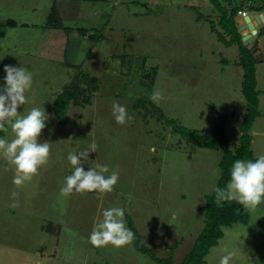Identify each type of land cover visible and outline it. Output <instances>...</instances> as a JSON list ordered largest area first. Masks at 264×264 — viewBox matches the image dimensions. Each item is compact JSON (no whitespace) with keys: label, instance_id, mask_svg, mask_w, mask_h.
I'll return each mask as SVG.
<instances>
[{"label":"rangeland","instance_id":"1","mask_svg":"<svg viewBox=\"0 0 264 264\" xmlns=\"http://www.w3.org/2000/svg\"><path fill=\"white\" fill-rule=\"evenodd\" d=\"M248 1L220 0L226 6L247 2V10ZM52 6L70 32L46 26ZM191 6L198 8L201 19ZM206 17L216 22L220 17L210 0H0V86L5 65L32 71L28 100L18 111L44 106L49 118L39 139L51 142L46 163L21 186L12 183L14 166L0 158V264H157L138 252L132 240L119 247L90 244L89 233L111 206L125 209L127 226L130 217L158 257L166 258L179 243L174 264H181L204 227L200 208L215 190L223 153L181 141L171 126L136 103L149 99L166 117L200 131L227 119L230 148L239 143L247 108L243 69L236 65L240 51L221 43ZM236 21L244 36L251 34L245 19L239 15ZM82 27L88 30L85 37L78 32ZM95 31L105 40L91 41ZM257 39L262 116L251 130L255 157L264 154V33L254 35V43ZM68 62L100 82L93 93L87 92L90 103L73 104L70 123L61 126L51 107L77 74ZM152 67L158 69L153 83L142 74L143 68ZM81 87H89L85 78ZM113 101L126 107L130 121H115ZM12 135L9 128L1 136ZM82 150L90 152L85 168L101 163L109 171L118 170L111 192L60 191L72 171L68 153ZM14 200L19 201L15 207ZM249 209V224L224 229L207 264H219L226 251L234 253L230 264H264V201ZM51 223L61 228L59 234L42 229Z\"/></svg>","mask_w":264,"mask_h":264},{"label":"trees","instance_id":"2","mask_svg":"<svg viewBox=\"0 0 264 264\" xmlns=\"http://www.w3.org/2000/svg\"><path fill=\"white\" fill-rule=\"evenodd\" d=\"M100 2H112L116 3L118 0H99ZM214 8L220 13L219 20L216 22L212 19H207L211 25V30L216 33L218 40L226 47L236 45L240 51V57L236 62V65L243 69L242 80V94L246 100V112L240 126V139L239 143L230 148L228 138L226 135L225 123L216 126L215 128H206L203 131L198 129H189L183 126L179 121L166 117L158 106H156L149 99H139L136 103L138 106H143L145 111L157 116L160 122H164L167 126H171L173 131L181 136V141H185L188 144L196 145L204 149H220L223 153V157L219 163L221 170L220 177L216 186L224 187L229 179V173L232 163L237 159H255L254 152L252 150V135L251 130L255 123V120L262 116L260 111V91L257 89V77H256V64L257 58L252 53V50L258 46V39L255 40V46L249 49L244 45L243 34L239 31L237 24V17L239 13L244 10L247 2L242 4H229L223 5L220 0H210ZM248 6V10L256 13L264 12V4L257 5L251 2ZM191 9L198 14L200 19L203 15L199 12L198 8L191 6ZM217 24L221 27V31L218 30ZM48 28L55 30H65L70 32L68 26L63 22L60 12L57 6H52L51 11L47 18ZM87 28H80L79 34L83 37L88 35ZM263 29L258 32V37L263 35ZM89 39L93 42L101 43L105 40V36L102 32H96L89 36ZM70 40L67 43L64 58L66 59L68 53V46ZM125 57H123V60ZM225 62L226 60H222ZM68 67L75 69L77 74L74 79L66 84L62 90L57 93L56 98L51 107V111L57 117L58 123L61 126H67L70 123L69 111L73 104H80L82 100L85 103H90L91 96L87 92L93 93L97 89L99 80L96 77H92L90 74L82 72L81 66L72 63H66ZM145 67V66H144ZM157 67H152L150 70L142 71L144 79H151L152 83L156 80ZM85 78L88 89L81 87V82ZM147 116V115H146ZM225 117V116H222ZM3 135V131H0V136ZM204 213V227L202 231L196 237L192 249L183 258L181 264H207L206 258L210 254L212 248L219 245L220 240L224 237V229H230L237 224L247 225L250 222V209L243 207L235 200L222 201L219 204L216 200V193L214 192L207 196L205 204L200 208ZM129 228L133 232L132 243L134 248L147 256H149L157 264H174V254L179 243H174L169 249L168 256L166 258H160L154 252V250L148 247L144 243L143 236L139 230L134 226L133 220L128 217ZM42 229L47 233L59 234L61 228L54 226L53 223L43 226Z\"/></svg>","mask_w":264,"mask_h":264},{"label":"clouds","instance_id":"3","mask_svg":"<svg viewBox=\"0 0 264 264\" xmlns=\"http://www.w3.org/2000/svg\"><path fill=\"white\" fill-rule=\"evenodd\" d=\"M4 83L0 86V131L9 128L12 137L0 136V158H4L14 166L12 183L21 186L37 173L39 167L46 163L51 142L39 139L46 127L48 114L44 106H33L27 112H20L18 108L24 105L28 96L26 93L33 83L32 71L23 65H5L3 68ZM159 94V93H157ZM112 113L117 123L130 121L126 107L117 101L112 103ZM89 151H73L68 153L67 159L72 165L70 174L64 177L60 191L70 194L73 191L83 192H111L119 178L115 168L109 171L107 164H84L89 159ZM88 164V163H87ZM216 200H235L245 208L255 207L264 201V154L255 159H237L230 168L229 179L224 187H215ZM13 197L17 193H12ZM19 203L14 200L12 206ZM125 209L111 206L103 209L101 217L89 233L88 240L95 247L111 244L119 247L133 239V232L124 219ZM234 253L226 251L220 257L219 264H230Z\"/></svg>","mask_w":264,"mask_h":264},{"label":"water","instance_id":"4","mask_svg":"<svg viewBox=\"0 0 264 264\" xmlns=\"http://www.w3.org/2000/svg\"><path fill=\"white\" fill-rule=\"evenodd\" d=\"M242 19V17L240 16ZM245 21L248 23L249 29L252 30L251 34L244 36L243 35V42L244 45L247 46L249 49H252L255 46L254 43V35L258 34L257 27H260L264 24V15L263 14H256L255 16H248L245 18ZM243 28H241V31ZM256 49L252 50L254 54Z\"/></svg>","mask_w":264,"mask_h":264},{"label":"built area","instance_id":"5","mask_svg":"<svg viewBox=\"0 0 264 264\" xmlns=\"http://www.w3.org/2000/svg\"><path fill=\"white\" fill-rule=\"evenodd\" d=\"M239 15H240L243 19H245L246 17L250 16V13H249V10L244 9V10H242V11L239 13Z\"/></svg>","mask_w":264,"mask_h":264},{"label":"crops","instance_id":"6","mask_svg":"<svg viewBox=\"0 0 264 264\" xmlns=\"http://www.w3.org/2000/svg\"><path fill=\"white\" fill-rule=\"evenodd\" d=\"M262 13H264V12H262ZM264 26V24L262 25V27ZM258 28V27H257ZM240 31H241V28L239 29ZM258 47H256L255 49H257Z\"/></svg>","mask_w":264,"mask_h":264}]
</instances>
